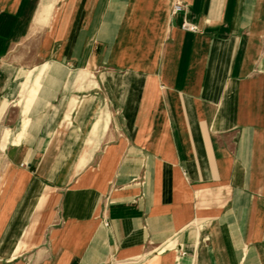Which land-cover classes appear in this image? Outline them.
Instances as JSON below:
<instances>
[{
  "label": "crops",
  "instance_id": "0c3cea01",
  "mask_svg": "<svg viewBox=\"0 0 264 264\" xmlns=\"http://www.w3.org/2000/svg\"><path fill=\"white\" fill-rule=\"evenodd\" d=\"M0 264H264V0H0Z\"/></svg>",
  "mask_w": 264,
  "mask_h": 264
},
{
  "label": "built area",
  "instance_id": "2783aa9c",
  "mask_svg": "<svg viewBox=\"0 0 264 264\" xmlns=\"http://www.w3.org/2000/svg\"><path fill=\"white\" fill-rule=\"evenodd\" d=\"M181 9V5L180 4H175L174 5V7H173V11L174 12H177V11H179ZM183 26L185 27V28H187V29H189V30H192V31H194V30H196V26H194V25H192V24H188V23H183Z\"/></svg>",
  "mask_w": 264,
  "mask_h": 264
}]
</instances>
